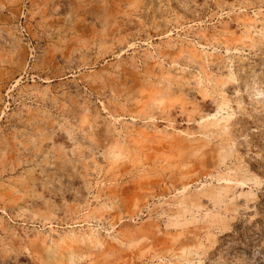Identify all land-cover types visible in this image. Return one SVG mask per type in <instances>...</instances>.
Returning <instances> with one entry per match:
<instances>
[{
  "label": "rangeland",
  "instance_id": "374dc122",
  "mask_svg": "<svg viewBox=\"0 0 264 264\" xmlns=\"http://www.w3.org/2000/svg\"><path fill=\"white\" fill-rule=\"evenodd\" d=\"M0 264H264V0H0Z\"/></svg>",
  "mask_w": 264,
  "mask_h": 264
}]
</instances>
